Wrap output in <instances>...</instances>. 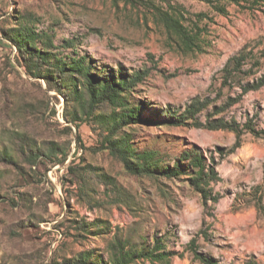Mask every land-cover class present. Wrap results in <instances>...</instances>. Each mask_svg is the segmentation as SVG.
<instances>
[{
	"label": "rangeland",
	"instance_id": "1",
	"mask_svg": "<svg viewBox=\"0 0 264 264\" xmlns=\"http://www.w3.org/2000/svg\"><path fill=\"white\" fill-rule=\"evenodd\" d=\"M222 4L223 13L205 0H0V150L13 153L0 157V264H84L80 254L89 251L106 262L116 235L149 242L163 235L171 264H204L187 247L192 239L223 264H264V86L244 92L221 80L227 60L244 46L258 56L264 51V6ZM170 6L182 23L199 19L200 48H183L156 15L157 7ZM19 23L50 36L54 53L90 55L99 71L147 70L138 89L149 106L178 108L199 96L225 106L216 117L240 124L235 150L237 135L227 129L169 126L160 118L126 128L136 147L160 149L172 161L186 144L214 155L220 200L205 207L184 178L132 175L97 150L107 131L93 118L79 128L67 121L65 96L18 63L3 29ZM66 39L74 46L65 48ZM261 62L243 83L264 73Z\"/></svg>",
	"mask_w": 264,
	"mask_h": 264
},
{
	"label": "trees",
	"instance_id": "2",
	"mask_svg": "<svg viewBox=\"0 0 264 264\" xmlns=\"http://www.w3.org/2000/svg\"><path fill=\"white\" fill-rule=\"evenodd\" d=\"M205 1L222 13L226 12L222 1L232 2L246 9L264 6V0ZM156 15L162 18L167 29L174 34L183 48L193 50L195 47H201L202 31L199 19L182 23L180 10L173 6L157 7ZM3 33L16 47L18 63L26 72L32 77L44 79L49 90L65 96L68 105L62 115L67 121L79 128L81 121L86 122L93 118L107 131L97 150L109 151L132 175L166 179L184 178L200 194L205 207L209 202L217 203L220 200L221 194L212 185L222 179L218 170L219 163L214 155H208L198 144H186L172 161L169 154L160 149L136 147L132 142V133L126 128L132 129L134 126L160 118L169 126L227 129L237 135V141L233 146L235 150L242 142L240 124L235 120L227 121L224 117H216L225 110V106L213 105L214 101L210 97L199 96L178 108L152 107L148 105L151 101L139 95L138 86L148 76L145 69L130 71L121 66L118 70L106 67L99 71L94 59L88 54L61 55L51 51L55 46L53 39L27 23H19L9 30L3 29ZM73 46L71 40L66 39L64 47ZM249 48V45L244 46L237 54L231 56L221 69L224 86L238 84L244 92L264 86V73L253 83L242 81L245 75L255 74L262 67L261 58L264 57V51L262 50L258 56L255 49ZM247 64L250 66L247 67ZM55 97L58 98L57 95ZM211 106L213 110L208 112ZM146 110H150L152 115H146ZM246 125L250 130H254L248 123ZM67 156L62 155L59 162L64 163ZM0 157L12 158L13 153L0 150ZM74 169L73 166L70 167V170ZM108 179L111 184H115L114 178ZM161 236L156 235L155 239L149 242L143 236L140 237V241H133L129 237L116 235L106 246L115 247L106 262L100 259L102 255L96 251L80 254L79 260L84 264H132L137 258H146L152 262L171 264V257L174 254L166 250L163 235ZM187 247L193 252L194 258L204 264H223L215 257L200 252L196 239H192Z\"/></svg>",
	"mask_w": 264,
	"mask_h": 264
}]
</instances>
